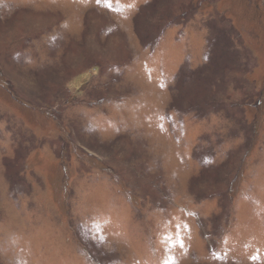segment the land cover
<instances>
[{"label":"rangeland","instance_id":"1","mask_svg":"<svg viewBox=\"0 0 264 264\" xmlns=\"http://www.w3.org/2000/svg\"><path fill=\"white\" fill-rule=\"evenodd\" d=\"M0 264H264V0H0Z\"/></svg>","mask_w":264,"mask_h":264},{"label":"trees","instance_id":"2","mask_svg":"<svg viewBox=\"0 0 264 264\" xmlns=\"http://www.w3.org/2000/svg\"><path fill=\"white\" fill-rule=\"evenodd\" d=\"M0 85H3L4 87H8L10 84L3 79L2 74H0Z\"/></svg>","mask_w":264,"mask_h":264}]
</instances>
